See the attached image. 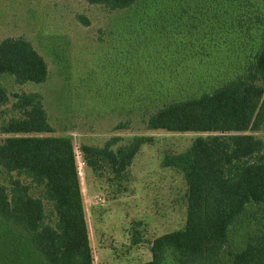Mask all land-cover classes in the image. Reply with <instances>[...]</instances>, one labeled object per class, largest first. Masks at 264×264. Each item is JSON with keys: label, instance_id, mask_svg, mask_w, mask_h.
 <instances>
[{"label": "rangeland", "instance_id": "1", "mask_svg": "<svg viewBox=\"0 0 264 264\" xmlns=\"http://www.w3.org/2000/svg\"><path fill=\"white\" fill-rule=\"evenodd\" d=\"M151 1L191 2L197 13L183 22L173 14L161 21L155 8L147 9L146 2ZM238 16L247 19L241 33ZM256 16L262 22L253 23ZM262 28L264 0H139L125 10L85 0H0V39L24 36L49 69L44 83L18 84L9 74L0 77L9 92L0 110V126L22 116L12 103L15 94L26 91L40 95L53 127L52 132H0V139L71 138L93 264L146 261L155 237L183 227L186 183L180 171L162 162L165 155L185 151L206 133L147 129L148 116L172 100L198 96L237 75L258 46ZM142 135L151 140L140 146L119 178L108 166L93 170L80 152L82 144L103 146L115 137L116 149ZM255 135L264 141V125ZM0 183H9L1 167ZM41 190L32 192L39 195ZM46 206L52 209L51 204ZM49 218L54 223V216ZM257 228L264 229V217L258 205L249 204L230 228L232 249L243 248ZM31 237L0 218V253L14 248L22 255L19 260L9 258L8 264H43ZM230 263L223 253L213 264ZM164 264H176L170 251Z\"/></svg>", "mask_w": 264, "mask_h": 264}, {"label": "trees", "instance_id": "2", "mask_svg": "<svg viewBox=\"0 0 264 264\" xmlns=\"http://www.w3.org/2000/svg\"><path fill=\"white\" fill-rule=\"evenodd\" d=\"M85 1L110 10L139 4V0ZM146 4L147 9L157 10L161 21L173 14L183 22L184 17L194 19L197 13L191 2ZM78 19L89 24L85 16ZM255 19L253 23L261 21L259 16ZM236 20L241 33L247 19L238 16ZM258 40L237 75L211 91L172 100L149 114L147 129L206 135L197 136L185 151L165 155L162 162L180 171L186 183L183 227L155 237L148 260L126 264H164L167 251L176 264H213L223 253L230 257V264H264V229L250 232L239 250L232 249L229 239L231 226L249 204L258 205L264 217V141L255 135L264 125V28ZM3 74L13 76L18 84L44 83L48 63L24 36H5L0 39V77ZM14 98L12 107L22 116L2 124L1 133L53 131L38 93L21 91ZM8 100V89L0 81V110ZM149 140L135 136L126 146L113 149L117 138L112 137L103 146L82 144L80 152L93 170L108 166L119 178ZM0 167L9 177L8 184L0 183V218L31 233L43 264H93L71 138L16 135L0 139ZM34 188H42L41 193L35 195ZM16 257L19 260L22 255L14 248L1 251L0 264Z\"/></svg>", "mask_w": 264, "mask_h": 264}]
</instances>
